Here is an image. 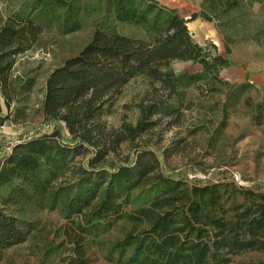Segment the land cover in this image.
I'll list each match as a JSON object with an SVG mask.
<instances>
[{
    "label": "trees",
    "instance_id": "obj_1",
    "mask_svg": "<svg viewBox=\"0 0 264 264\" xmlns=\"http://www.w3.org/2000/svg\"><path fill=\"white\" fill-rule=\"evenodd\" d=\"M12 1L7 14L0 11V127L23 117L11 110L13 95L33 85H16V58L45 31L66 35L90 21L93 32L45 80L40 113L52 131L13 144L0 160V262L36 230L24 219L33 210L64 219L61 244L70 245V255L62 264H95L93 249L119 221L130 226L106 248V264H232L243 253H264V190L182 178L163 166L149 138L159 130V142L180 122L187 89L203 83L223 93L222 131L228 100L250 84H231L220 72L234 42L264 47V25L250 27L253 4L264 0H201L188 19L155 0ZM196 18L215 23L223 54L192 38L187 23ZM174 62L199 69L175 74ZM138 77L147 90L136 121L108 127L104 116ZM251 115L256 125L264 122V97ZM122 146L129 152L122 155Z\"/></svg>",
    "mask_w": 264,
    "mask_h": 264
},
{
    "label": "rangeland",
    "instance_id": "obj_2",
    "mask_svg": "<svg viewBox=\"0 0 264 264\" xmlns=\"http://www.w3.org/2000/svg\"><path fill=\"white\" fill-rule=\"evenodd\" d=\"M13 5L12 0H0V11L7 14ZM250 20V27L253 29L264 25V3L253 4ZM212 27L218 33V38L212 40L221 53H224L222 35L215 23ZM92 32L93 25L90 21L80 30L66 35L45 31L30 50L16 58L11 73L12 78L17 81L16 85L28 80H32L33 85L28 92L13 95L11 110L20 108L23 117L19 118L17 123L6 121L0 127V160L13 144L52 131V123L43 122L40 113L45 80L54 68L81 50ZM205 43L212 42L207 39ZM231 48V63L221 70L220 75L231 84L249 83L250 87L242 92H235L228 100L222 131L218 132L223 117V93L210 91L209 85L203 83L187 89L186 103L189 107L184 111L180 122L164 131L159 142V130L155 135L150 134V143L163 166L182 178L200 182L231 179L238 185L264 189V181L259 179L257 172L259 155L255 153L243 156L240 162L238 149L242 133L248 130L245 123L254 110V104L262 100L261 91L252 77L264 70V47L255 41L238 40ZM172 68L175 74H179L184 71L194 72L199 66L174 62ZM242 70L248 72L250 78L247 79V75L243 81L234 80L231 74ZM146 90V80L143 78L138 77L130 81L123 88L111 112L104 116L107 126L119 128L122 121L134 123L138 115L136 103ZM5 114L6 108L2 105V115ZM120 152L123 155L129 151L122 146ZM248 159L253 161V168ZM24 219L35 221L36 230L22 244L7 249L0 264H62V260L70 255V245L61 244L64 238L60 232L65 221L60 214L57 211L33 210L24 215ZM129 226L119 221L109 234L101 238L103 246L93 249L95 264H106L103 260L106 248L111 241L122 237ZM233 259L232 264L259 261L264 259V253L247 252Z\"/></svg>",
    "mask_w": 264,
    "mask_h": 264
},
{
    "label": "crops",
    "instance_id": "obj_3",
    "mask_svg": "<svg viewBox=\"0 0 264 264\" xmlns=\"http://www.w3.org/2000/svg\"><path fill=\"white\" fill-rule=\"evenodd\" d=\"M155 1H157L163 6L175 9L185 19H188L194 13H198L201 8V0H155ZM213 23L214 22L202 21L200 18H196L195 20L188 22L187 26L192 34V38L196 42L202 44L207 39H209V41L217 45L215 41L212 40V39L218 38V33L212 27ZM208 24H210L211 26H208ZM218 52L221 53L220 49H218ZM231 53H232V48H231ZM231 53L229 54V56L231 55ZM229 56H228V59H229ZM231 76L234 80L236 81L238 80L239 82L243 81L246 76H247V79L248 77L250 78V74L243 70L238 73L236 72L232 73ZM252 79L257 84L258 89L261 91L260 92L261 98H263L264 97V70L258 72L257 74H254ZM245 125H247L248 130L242 133L241 141H240V144L238 145V149L240 152L239 161L242 162L243 156L254 155L255 153H257L259 155L257 159L258 177L261 181L262 180L264 181V122L260 125H256L253 121L252 115H250ZM249 159H248V162L253 168L254 163L252 160H249ZM259 188L264 190L261 187Z\"/></svg>",
    "mask_w": 264,
    "mask_h": 264
},
{
    "label": "built area",
    "instance_id": "obj_4",
    "mask_svg": "<svg viewBox=\"0 0 264 264\" xmlns=\"http://www.w3.org/2000/svg\"><path fill=\"white\" fill-rule=\"evenodd\" d=\"M242 186V185H241Z\"/></svg>",
    "mask_w": 264,
    "mask_h": 264
}]
</instances>
